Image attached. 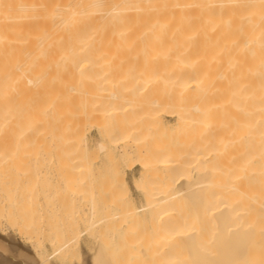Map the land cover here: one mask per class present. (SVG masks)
<instances>
[{
	"label": "bare ground",
	"instance_id": "6f19581e",
	"mask_svg": "<svg viewBox=\"0 0 264 264\" xmlns=\"http://www.w3.org/2000/svg\"><path fill=\"white\" fill-rule=\"evenodd\" d=\"M45 158L94 212L127 204L85 233L156 237L91 264H264V0H0V264H77L74 231L42 253Z\"/></svg>",
	"mask_w": 264,
	"mask_h": 264
},
{
	"label": "rangeland",
	"instance_id": "374dc122",
	"mask_svg": "<svg viewBox=\"0 0 264 264\" xmlns=\"http://www.w3.org/2000/svg\"><path fill=\"white\" fill-rule=\"evenodd\" d=\"M83 129V128H82ZM90 129L85 127L84 132L88 133L90 132V135L92 136V141H95L94 138L97 137V132L95 129ZM82 143L79 145V149L81 154L83 155V157H86L87 155V150L86 147L83 145L85 139L84 136L81 138ZM94 144V142H92ZM159 144V143H158ZM93 147V146H92ZM86 150V151H85ZM115 154H113L114 159L106 156L103 153H99V157L97 159V162L94 166H96V173L98 178L100 180H102L100 182V184L103 185V182L105 181H109L110 179H113L114 176V168L116 167V165H118V157L119 154L117 153V151L114 152ZM118 154V155H117ZM116 158V159H115ZM121 166L124 170V174L131 186V190L132 193L134 195V201L132 202L133 204H129L130 209L131 207H141L142 205H144V196L142 193H139L133 186V182H134V177L139 173V167L138 166H131L130 163L128 162H122ZM157 171V173L155 172L156 175L153 176L154 179H158V176L160 177L161 175L160 172ZM60 174L57 173L56 169L52 168L48 159H43L42 160V166H41V171L39 172V186H38V218H39V222H40V228L42 231V235L43 237H45V239H43V248L44 250H42V253L44 254L45 251H48L45 253V255L50 254V252H52V245H51V241L48 239V237L50 238H54L56 239L58 236L57 234H61V236L63 238H69L70 237V233H72L73 231L75 232L74 235H76L77 237V243L75 247L77 248L76 251V258L74 263L76 262L77 264H91V257L92 255L94 256L95 254H101V253H105L106 251L108 252V250L110 251L112 248L115 249L117 248L118 250H127L129 246H136V245H145L146 241H150L147 243L150 244H154V242H152L149 239H154L156 238L155 236H152L151 234V227L149 225H142V226H131V227H125L122 226L121 230H119V235L117 233H115L116 231H112L113 234L109 233L106 236H100L98 237L95 234V237H92V234L90 236V234H88V232L85 233V230H83L84 228H86L85 226L87 225V220L89 219L87 218L89 215H93L95 212L93 211V209L91 210V205H90V201L88 197H85L83 195H80V193H72L67 191L64 186L63 183L61 181V178L59 176ZM156 177V178H155ZM97 178V179H98ZM98 179V181H99ZM218 179H220L218 177ZM100 187V186H99ZM102 188V187H100ZM105 189V188H104ZM99 188L95 191H98ZM105 191V190H103ZM109 191V192H108ZM102 193V189H100V191ZM106 194L110 195V190H107ZM106 194H104L105 196H107ZM103 195V194H102ZM143 202V203H142ZM107 203V202H106ZM105 202L101 203V209L102 211H106V204ZM188 203V202H187ZM185 203V204H187ZM106 206L105 208L102 206ZM109 204V203H108ZM190 204V202L188 203ZM125 207H120L122 208V210H120L119 208L115 209L114 205L113 206H109L110 207V212L107 211L105 212L106 215L108 214V216H111V218L113 217V220H116V222L118 220H120L122 217H120V219L118 218H114V216H112L111 214H119L117 213L118 211H122L125 213V210L123 211V208L126 209V205L122 204ZM192 205V203H191ZM108 207V208H109ZM112 207V208H111ZM184 207V206H183ZM182 210H189L188 214L190 213V215L193 214V210L191 207L189 208V205H186V209ZM193 207V205H192ZM104 208V209H103ZM128 208V206H127ZM100 209V208H99ZM99 209L97 215L94 214V217L97 216V218L101 217L102 215L105 216V214H102L100 212ZM115 209V210H113ZM129 209V208H128ZM192 209V211L190 210ZM118 210V211H117ZM127 210V209H126ZM94 213H91V212ZM100 211V212H99ZM117 211V212H116ZM138 211V217L141 218L142 214V220L146 218V215L144 214L145 212L143 211ZM191 211V212H190ZM116 212V213H115ZM187 212V211H186ZM91 213V214H90ZM104 213V212H103ZM110 213V214H109ZM142 213V214H141ZM98 214H102L100 216H98ZM124 215V214H123ZM123 215H119V216H123ZM145 216V217H144ZM93 217V219H94ZM125 217V215L123 216V218ZM96 219V218H95ZM86 220V221H85ZM148 220V219H145ZM144 220V221H145ZM110 221V220H109ZM86 223V224H85ZM0 231L4 233L5 237H7L9 239V237L13 238L10 240L13 241H19L20 240V236L19 234L8 224H3L0 226ZM81 232H83L81 234ZM78 233V234H77ZM80 233V234H79ZM94 235V234H93ZM79 238V239H78ZM158 239V238H157ZM79 240V241H78ZM155 241H157L156 239H154ZM153 240V241H154ZM76 242V241H74ZM47 243V244H46ZM50 245V246H49ZM48 246V247H47ZM102 248V249H100ZM89 250V251H88ZM102 251V252H101ZM210 254H213V250L211 248V251H208ZM215 252V251H214ZM79 255V256H78ZM80 258H78V257ZM185 258V259H184ZM183 260L185 261V263H188L186 261H188V257H184ZM54 258H52L53 260ZM82 259V260H81ZM79 260V262L77 261ZM81 260V261H80ZM89 260V261H88ZM54 261L59 262V260L54 259ZM89 263H88V262ZM183 263V264H185Z\"/></svg>",
	"mask_w": 264,
	"mask_h": 264
}]
</instances>
